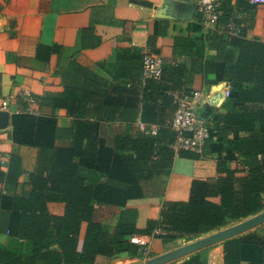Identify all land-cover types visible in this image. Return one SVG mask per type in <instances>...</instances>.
<instances>
[{
	"label": "trees",
	"instance_id": "16d2710c",
	"mask_svg": "<svg viewBox=\"0 0 264 264\" xmlns=\"http://www.w3.org/2000/svg\"><path fill=\"white\" fill-rule=\"evenodd\" d=\"M231 1H225L220 19L224 28L233 17ZM254 7L237 0L238 11ZM241 21L237 35L212 36L221 47L216 60L195 59L188 68L164 58L161 79L143 81V53L134 47L120 59L105 90L66 86L44 95L41 104L74 118L70 127L59 126L55 116L13 114V141L39 154L27 194L17 191L18 156H12L7 172L0 169V181L6 182V193L0 192V231L10 236L8 245L0 244V264H94L99 255L121 253L151 257L153 249L133 242V236H152L170 247L264 209V39H249ZM180 47L177 41L175 54ZM38 49L47 60L59 47ZM192 72L213 77V83L229 82L227 112L207 124L202 153L175 152L176 104L170 92L192 91ZM102 121L113 123L112 146L100 135ZM139 121L157 125V134L142 131ZM61 140L71 143L62 147ZM176 155L215 157L218 175L194 180L189 200L164 202L158 227L150 223L141 229L138 210L129 202L143 197V181L169 173ZM50 202L63 203L64 213L52 214ZM156 229L162 233L155 235ZM207 259L202 252L179 264H207ZM224 264H264V231L226 240Z\"/></svg>",
	"mask_w": 264,
	"mask_h": 264
},
{
	"label": "crops",
	"instance_id": "0c3cea01",
	"mask_svg": "<svg viewBox=\"0 0 264 264\" xmlns=\"http://www.w3.org/2000/svg\"><path fill=\"white\" fill-rule=\"evenodd\" d=\"M231 3L232 19L241 18L247 37L264 39V6L238 11L237 0ZM237 23L236 34L242 25ZM227 26L207 25L196 0H0V97H8L11 103L8 127L0 129V148L9 154L10 161L12 156L21 159L17 191L29 192V175L37 166L39 154L37 148L18 145L12 139V116L25 113L28 106L20 97L22 89L36 97V115L55 116L59 126L70 127L74 118L66 110L41 104L44 95L56 94L66 86L105 90L113 82L120 59L128 57L134 47L142 53L150 49L163 59H176L188 68L195 59L216 60L221 47L212 36H233ZM177 41L182 47L175 54ZM41 45H56L59 49L46 60L38 55ZM212 79L196 72L189 79L191 90L204 94L197 115L206 124L227 112L224 91L229 82L213 83ZM100 135L112 146L113 123L102 121ZM70 143L61 140L58 145L67 147ZM217 175L215 157L191 159L176 155L169 173L143 181V197L129 202V207L138 210L137 226L145 229L153 223L158 227L164 202L189 200L194 180ZM0 192L6 193L5 181H0ZM48 208L52 214L62 215L65 206L50 202ZM262 213L264 209L220 229L178 239L170 247H165L161 239L142 236L153 249V256L99 255L94 264H179L202 252L208 254L207 264H224V242L258 229L264 222L225 239L208 243L209 238ZM9 242V234L0 231V244Z\"/></svg>",
	"mask_w": 264,
	"mask_h": 264
},
{
	"label": "built area",
	"instance_id": "2783aa9c",
	"mask_svg": "<svg viewBox=\"0 0 264 264\" xmlns=\"http://www.w3.org/2000/svg\"><path fill=\"white\" fill-rule=\"evenodd\" d=\"M226 0H196L197 9L204 15L207 25H218L224 14V4ZM253 5H264V0H248ZM237 18H233L228 23L227 31L232 35L236 34L238 25ZM163 72V58L152 50L148 49L143 53L141 78L143 81L147 79L160 80ZM174 98L176 109L171 120V128L176 133V142L173 145L175 152L180 150H189L196 153H202L205 140L209 137V129L207 124L197 115V108L204 99V94L200 90H192L187 92L185 88H175L170 92ZM230 94V86H227L224 95L228 98ZM20 97L27 102L28 106L25 113L36 115L35 105L37 99L28 89H22ZM10 99L8 97H0V111H8L10 107ZM140 129L147 134L155 135L158 126L154 124H146L138 122ZM10 156L0 148V169L9 166ZM162 233L160 229H156L154 234ZM145 237V236H143ZM142 236H133L131 240L135 243L145 245L149 250V242ZM147 250V251H148Z\"/></svg>",
	"mask_w": 264,
	"mask_h": 264
},
{
	"label": "water",
	"instance_id": "95a60500",
	"mask_svg": "<svg viewBox=\"0 0 264 264\" xmlns=\"http://www.w3.org/2000/svg\"><path fill=\"white\" fill-rule=\"evenodd\" d=\"M10 122V114L8 111H0V129L8 127ZM264 222V213L250 219L248 222H244L237 227H233L227 231L221 232L213 237L209 238L208 243L214 242L215 240L225 239L231 235L243 233L244 231L251 229L252 227ZM229 239V238H228Z\"/></svg>",
	"mask_w": 264,
	"mask_h": 264
},
{
	"label": "rangeland",
	"instance_id": "374dc122",
	"mask_svg": "<svg viewBox=\"0 0 264 264\" xmlns=\"http://www.w3.org/2000/svg\"><path fill=\"white\" fill-rule=\"evenodd\" d=\"M258 229L264 231V224H262ZM120 264H121V263H120ZM123 264H124V263H123Z\"/></svg>",
	"mask_w": 264,
	"mask_h": 264
}]
</instances>
